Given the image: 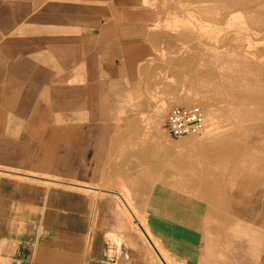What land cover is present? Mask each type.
Listing matches in <instances>:
<instances>
[{
  "label": "crops",
  "instance_id": "1",
  "mask_svg": "<svg viewBox=\"0 0 264 264\" xmlns=\"http://www.w3.org/2000/svg\"><path fill=\"white\" fill-rule=\"evenodd\" d=\"M160 1L0 0V175L12 177L0 178L1 264H154L138 232L99 199L94 212L79 183L105 173L118 109L144 104L168 37L152 30ZM263 181L243 210L255 228ZM234 238L233 261L258 264Z\"/></svg>",
  "mask_w": 264,
  "mask_h": 264
},
{
  "label": "bare ground",
  "instance_id": "2",
  "mask_svg": "<svg viewBox=\"0 0 264 264\" xmlns=\"http://www.w3.org/2000/svg\"><path fill=\"white\" fill-rule=\"evenodd\" d=\"M210 2L217 3L215 9L225 18L236 13L244 14L247 18V28L256 35L255 39L264 42V0ZM254 57L257 59H245L240 53L233 54L232 59L227 60L231 72L226 76L216 75L211 65L199 66L198 76H191L195 82L196 98L186 99L180 105L202 107L208 121L206 133L203 134L207 139L188 141L190 149L182 153L169 146H159V149H155L157 155L152 156L147 152L150 150L144 149L143 181L140 183L141 188L135 184L137 190H133L134 194L100 188L95 183H79V189L89 193L116 196L122 206L121 211H115L120 227L126 228L130 222L134 223L140 236L146 241L149 253L153 252L162 264H174L163 241L175 243L184 249L192 248V245L197 243L207 242L210 245L211 240L204 234V228L207 229L210 222L221 226L222 231L230 228L232 223H235V227L241 225L239 231L242 237L239 238L248 243L249 250L256 252L258 264H264L263 232L246 230L238 217L239 214L233 211V203L225 199V193L230 192L229 186L226 185V180L230 177L236 183L240 180L239 186L235 185L234 189H230L236 193L237 190L240 193L247 192L251 184L255 186L254 179L260 177L257 173L260 167L251 160L264 158L261 154L262 144L248 145V140L251 139L250 130L253 127L264 131V63L258 60L264 58V52L254 54ZM189 63L185 58L184 69H188ZM193 66L194 62L190 71ZM195 69L196 67L193 70ZM218 95L221 98L228 96L235 101L233 108H225L226 128L216 124L215 100ZM150 142V139H146L142 143V149L153 145ZM236 161L243 162L240 176L236 175L231 167ZM261 169L264 170L263 165ZM156 188V198H144ZM149 208L157 212L161 222L169 229L162 231L158 226L160 224L150 221L147 216ZM235 236L238 238L236 232ZM109 238L111 242H119L115 234L109 235Z\"/></svg>",
  "mask_w": 264,
  "mask_h": 264
},
{
  "label": "rangeland",
  "instance_id": "3",
  "mask_svg": "<svg viewBox=\"0 0 264 264\" xmlns=\"http://www.w3.org/2000/svg\"><path fill=\"white\" fill-rule=\"evenodd\" d=\"M160 7L159 18L153 24L152 30L164 32L168 37L158 42L159 45L155 47L152 60L154 72L148 74V87L145 93L140 96V101L144 104L119 108L116 114L117 119L111 124V131L115 136L112 139V152L114 153L107 157V163L104 165L106 171L103 176L98 177L97 182L93 181L100 188L133 193V190H137L135 184L140 187V183L143 181L142 157L144 149L150 150L147 152L151 153L152 156L157 155L155 149H159V146L162 148L169 146L182 153L190 149L188 141L207 139L205 135H201L186 136L174 140L164 128L166 114L170 108L181 106L180 103L186 99L196 98L195 82L191 76L192 74L198 76L200 65H211L216 75L226 76L231 72L227 60H231L233 54L240 53L246 57L245 59L256 60L254 54L259 55V53L264 52V42L255 39L257 38L256 35L247 28V18L244 14L236 13L234 16L225 18L221 12L215 9L217 3L210 2V0H161ZM185 58L190 62L188 69H184ZM258 60L264 63V58ZM193 62L195 66L190 71ZM194 67H196L195 70H193ZM215 102L216 124L218 127L226 128L227 113L225 108H233L235 101L233 102L228 96L221 98L218 95ZM139 131H141L142 136L139 135ZM250 138L248 145H263L261 154L264 157V131L253 127L250 130ZM146 139H150V144L153 145L142 149V143ZM260 139L263 141L261 142ZM255 140L256 142H254ZM251 161L260 167L257 173L260 176L259 181H263L261 176L264 175V170L262 171L261 166H264V158ZM240 162L236 161L231 166L234 173L239 176L243 167V162ZM6 176L11 177L3 174L0 175V178ZM234 181L230 177L226 180V185L230 189H234L235 185L239 186L240 180L237 183ZM259 181L255 182V187H251L252 184L248 186L249 190L245 193H240L239 190L236 193L235 190L229 189L230 192L225 193V199L233 203V211L239 214L238 217H240L246 230H254L264 234V228L256 227V229L243 217L244 206L247 203L245 199H249L255 193ZM150 187L152 188V185ZM89 194L93 197V202L98 199L105 202L108 212L116 215L115 211H121L122 206L113 194ZM156 195H158L157 188L143 196L144 198H156ZM133 202L136 203L137 201L133 200ZM93 206L94 212H96L98 206L96 203ZM160 211L162 212V210ZM147 216L151 222L160 224L158 226L162 231L169 229L165 223L161 222L162 220L153 208H149ZM94 222H90L91 226ZM129 226L140 235L134 223L130 222ZM235 226V223H232L230 228L222 231L223 228L218 224L208 223V228H204V234L206 238L211 240L210 245L207 242L197 243L192 245V248L184 249L180 245L168 241H163V244L174 264H236L231 254L238 252V247L231 244V241L236 240L234 238L235 232L238 238L242 237L239 231L242 227L241 225ZM107 227H111V225ZM244 237L246 236L244 235ZM160 239L162 240V238ZM149 255L154 264H162L153 252ZM0 261L2 263L4 260L0 258Z\"/></svg>",
  "mask_w": 264,
  "mask_h": 264
},
{
  "label": "built area",
  "instance_id": "4",
  "mask_svg": "<svg viewBox=\"0 0 264 264\" xmlns=\"http://www.w3.org/2000/svg\"><path fill=\"white\" fill-rule=\"evenodd\" d=\"M166 115L164 128L174 140L206 133L207 115L201 106H174Z\"/></svg>",
  "mask_w": 264,
  "mask_h": 264
}]
</instances>
